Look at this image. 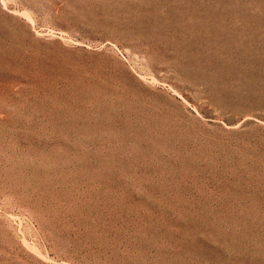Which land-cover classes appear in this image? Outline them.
Instances as JSON below:
<instances>
[{"label":"rangeland","instance_id":"1","mask_svg":"<svg viewBox=\"0 0 264 264\" xmlns=\"http://www.w3.org/2000/svg\"><path fill=\"white\" fill-rule=\"evenodd\" d=\"M0 264H264V0H0Z\"/></svg>","mask_w":264,"mask_h":264}]
</instances>
